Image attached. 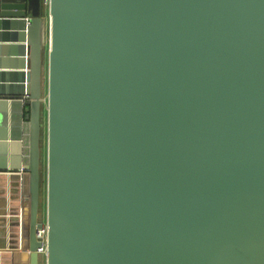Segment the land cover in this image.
Masks as SVG:
<instances>
[{
    "label": "water",
    "instance_id": "water-1",
    "mask_svg": "<svg viewBox=\"0 0 264 264\" xmlns=\"http://www.w3.org/2000/svg\"><path fill=\"white\" fill-rule=\"evenodd\" d=\"M0 0V173L27 264H264V0ZM25 172L20 177L18 171Z\"/></svg>",
    "mask_w": 264,
    "mask_h": 264
},
{
    "label": "crops",
    "instance_id": "crops-1",
    "mask_svg": "<svg viewBox=\"0 0 264 264\" xmlns=\"http://www.w3.org/2000/svg\"><path fill=\"white\" fill-rule=\"evenodd\" d=\"M43 26L42 41L43 47L46 50L48 39L46 8L43 10ZM6 80L8 82L1 81L0 84H18L13 77ZM23 196L22 178L11 180L9 179V174L0 173V264H27V256L21 251L23 245L21 222L26 218V207L22 203ZM44 206L45 200L43 198L40 204L41 217L44 216Z\"/></svg>",
    "mask_w": 264,
    "mask_h": 264
},
{
    "label": "built area",
    "instance_id": "built-area-1",
    "mask_svg": "<svg viewBox=\"0 0 264 264\" xmlns=\"http://www.w3.org/2000/svg\"><path fill=\"white\" fill-rule=\"evenodd\" d=\"M43 7H47V0H43ZM18 174L24 175L25 172L23 167L18 171ZM39 223L40 227L35 230V238L41 244L40 247L36 250V253L39 257L44 261L46 255V248H47V233H48V226L45 221V216H39Z\"/></svg>",
    "mask_w": 264,
    "mask_h": 264
},
{
    "label": "rangeland",
    "instance_id": "rangeland-1",
    "mask_svg": "<svg viewBox=\"0 0 264 264\" xmlns=\"http://www.w3.org/2000/svg\"><path fill=\"white\" fill-rule=\"evenodd\" d=\"M46 49H47V45H46ZM42 190H43V193H42L43 195H42V196H43V198H44V186H42ZM43 198H42V199H43ZM40 264H43V260H42V259H41V263H40Z\"/></svg>",
    "mask_w": 264,
    "mask_h": 264
},
{
    "label": "trees",
    "instance_id": "trees-1",
    "mask_svg": "<svg viewBox=\"0 0 264 264\" xmlns=\"http://www.w3.org/2000/svg\"><path fill=\"white\" fill-rule=\"evenodd\" d=\"M42 3H43V1H42Z\"/></svg>",
    "mask_w": 264,
    "mask_h": 264
}]
</instances>
